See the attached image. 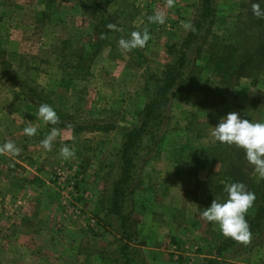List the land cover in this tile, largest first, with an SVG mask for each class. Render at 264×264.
<instances>
[{
  "label": "rangeland",
  "instance_id": "374dc122",
  "mask_svg": "<svg viewBox=\"0 0 264 264\" xmlns=\"http://www.w3.org/2000/svg\"><path fill=\"white\" fill-rule=\"evenodd\" d=\"M45 1L0 0V146L11 141L20 149L18 155L0 154V264H123L124 246L132 252L130 264H264V218L247 243L217 255L225 236L200 215L205 199L196 200L199 192H193L210 166L203 159L197 163L195 155L215 140L211 131L221 116L237 112L264 122V107L252 101L264 91L263 82L252 86L240 79L223 89L203 72L199 77L207 82L198 81L199 89L172 92L157 137L144 140L148 145L134 162V190L121 208L133 219L129 239L111 211L118 149L148 100L145 79L170 61L167 45L180 43L198 0H175L171 8L167 0H94L120 31H109L89 64H78L75 55L95 37L98 15L94 19L81 0H52L48 11ZM243 1L216 0L218 17L233 22ZM44 10L52 13L42 21ZM157 11L165 14L164 24L149 23ZM133 31L150 39L126 51L118 41ZM62 41L68 43L63 51ZM31 89L42 99L31 97ZM41 100L54 108L57 124L37 117ZM27 126L36 134L25 135ZM53 130L57 135L47 151L41 141ZM65 145L74 152L67 160L60 156ZM21 173L45 185L47 209L40 205L36 213L32 204L17 205ZM56 173L64 186L75 182L72 194L64 189L60 198ZM249 173L255 181L264 178L254 167ZM75 208L78 215L69 212Z\"/></svg>",
  "mask_w": 264,
  "mask_h": 264
},
{
  "label": "trees",
  "instance_id": "16d2710c",
  "mask_svg": "<svg viewBox=\"0 0 264 264\" xmlns=\"http://www.w3.org/2000/svg\"><path fill=\"white\" fill-rule=\"evenodd\" d=\"M51 2L52 0L44 2V8L47 11V7H53ZM254 2H259V0H245L240 3L236 19L227 23V18L217 15L216 0H198V9L191 21L194 30H187L179 44L167 45L170 61L164 65L159 75L151 73L145 79L144 86L148 100L138 113L137 122L124 133L117 156L120 174L118 180L113 183L111 196L113 205L111 211L119 216L120 227L125 239H129L133 234V219L130 212L124 214L121 208L134 190L136 168L134 162L138 151L148 145V142L144 144V140L147 138L155 140L157 137L156 132L165 120L171 93L199 89L202 86L198 84V81L204 80L199 76L203 72H209L223 89L233 88L240 79H248L252 86L264 83V19L253 16L251 4ZM80 3L93 14L94 19L97 15L100 19L99 25L94 24L93 26L95 37L91 38V42L89 41L86 46L87 50L82 48V52L75 55L78 64L82 62L89 64L111 31L107 27L111 22L109 15L106 16L103 13L100 3L94 0H81ZM47 11L40 12L42 21L51 16L52 12ZM66 44L68 43L61 42V51L66 49ZM191 52H193L192 57ZM59 56H56L57 60ZM62 62L64 63L62 67H65V61ZM30 95L42 99V94H36L32 89ZM252 101L260 108L264 107V91L259 90ZM40 103H45V101L41 100ZM183 147H180L181 151L185 150ZM198 155H195L197 163L199 159H203L208 161L210 166L204 180H195L193 192L195 194L199 192L196 200L204 198V206L207 207L213 199L220 200L226 196L223 190L225 184L242 183L246 190L255 196L252 207L245 214L250 233H252L253 229L259 225L258 222L264 218V178L255 181L250 177L249 172L253 166L245 159L244 150L235 145H227L214 140L204 151L200 149ZM215 165L219 166V170H215L213 167ZM204 206H198L201 212ZM251 213L254 215L252 216ZM236 242L228 237L223 238L216 247L217 255L232 247ZM126 248L128 246H124L121 250L124 258L123 264H130L132 252L130 248ZM209 262L214 264L215 261L209 260Z\"/></svg>",
  "mask_w": 264,
  "mask_h": 264
},
{
  "label": "clouds",
  "instance_id": "9594fccd",
  "mask_svg": "<svg viewBox=\"0 0 264 264\" xmlns=\"http://www.w3.org/2000/svg\"><path fill=\"white\" fill-rule=\"evenodd\" d=\"M174 3L175 0H167L169 8L173 7ZM261 5H264V0L251 4L252 14L258 19H264V7H261ZM148 20L149 23L164 24L166 16L164 13L157 11L149 16ZM107 27L113 31H120L114 24H109ZM182 27L185 30H194L191 23H184ZM149 39L147 32L133 31L126 37H121L118 43L122 49L132 51L136 48H143ZM36 115L42 121L52 125L57 124L59 121L56 111L47 103L39 105ZM23 131L25 135L33 136L36 134L37 129L27 126ZM56 135V130H53L49 136L41 141V146L45 150L51 151L52 142ZM211 136L220 143L235 145L243 149L245 159L254 167V171L259 176L264 177V122H253L242 117L240 113L229 112L219 118L216 126L212 128ZM19 151L20 149L11 141L0 146V154L18 155ZM73 155V150L67 145L60 149V156L65 160L70 159ZM223 190L226 196L220 200L213 199L200 215L206 221L217 225L223 236L237 242L247 243L251 233L245 214L252 207L255 196L239 182L227 183L224 185Z\"/></svg>",
  "mask_w": 264,
  "mask_h": 264
},
{
  "label": "crops",
  "instance_id": "0c3cea01",
  "mask_svg": "<svg viewBox=\"0 0 264 264\" xmlns=\"http://www.w3.org/2000/svg\"><path fill=\"white\" fill-rule=\"evenodd\" d=\"M22 174V173H21ZM19 178L20 184L18 186L19 196H17V205L21 207L22 209L25 207H32L31 204L35 208V212L39 210L40 205L45 206L47 209V204L50 200L48 193L46 191L45 185L38 184L35 181H27L24 177V174H22ZM36 180V178H35ZM35 182V183H33ZM32 218V217H29ZM237 264H246L244 262H236ZM233 263V264H236Z\"/></svg>",
  "mask_w": 264,
  "mask_h": 264
},
{
  "label": "built area",
  "instance_id": "2783aa9c",
  "mask_svg": "<svg viewBox=\"0 0 264 264\" xmlns=\"http://www.w3.org/2000/svg\"><path fill=\"white\" fill-rule=\"evenodd\" d=\"M55 181H56V188H57V190H59L60 198H62L61 195L63 194L64 189H66V191L69 194H72V192H73V190L75 188V182L73 180H71L66 186H64L65 184H64L63 176L60 173H56ZM67 207H69V206H67ZM69 212H73L75 215H78L80 213L79 210H78V208L72 209ZM88 223L90 225H92L93 220H91Z\"/></svg>",
  "mask_w": 264,
  "mask_h": 264
}]
</instances>
